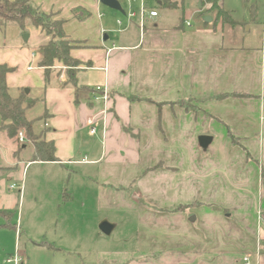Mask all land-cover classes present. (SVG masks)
I'll return each instance as SVG.
<instances>
[{"label":"crops","instance_id":"crops-1","mask_svg":"<svg viewBox=\"0 0 264 264\" xmlns=\"http://www.w3.org/2000/svg\"><path fill=\"white\" fill-rule=\"evenodd\" d=\"M33 1L86 43L71 51L82 62L78 85L110 92L103 115L92 91L65 84L61 63L47 76L41 54L20 45L22 30L15 32L18 51L7 47L0 27V63L13 68L10 90L25 88L37 99L43 117L34 131L55 144L58 160L37 161L58 169L48 186L53 202L84 204L92 195L100 208L136 214L134 248L97 257L114 264H264V39L250 43L238 20L220 22L206 0H149L158 16L143 29L137 18L127 20L123 30L113 28L100 0ZM193 1L199 9L186 16ZM27 29L28 39L38 38L35 50L48 43L42 29ZM203 135L211 137L207 146ZM20 144L29 143L0 127V210L21 202L22 189L7 184L21 182L33 162ZM181 205L188 206L176 210Z\"/></svg>","mask_w":264,"mask_h":264},{"label":"rangeland","instance_id":"rangeland-1","mask_svg":"<svg viewBox=\"0 0 264 264\" xmlns=\"http://www.w3.org/2000/svg\"><path fill=\"white\" fill-rule=\"evenodd\" d=\"M225 5L233 11V15L229 13L230 17L239 21L238 28L250 43L264 39V0H225ZM102 8L107 16L111 13L112 16L109 17H112L113 28L117 27L118 20L123 21L124 25L127 23V18L122 12L104 4ZM185 8L188 16L192 9H199V4L193 1L191 6ZM209 12L215 13L217 18L216 8L210 9ZM2 28L1 34L8 38L7 47L16 49L15 40L18 37L15 32L21 29L20 26L8 24ZM27 28L25 31L21 29L23 33L22 36L19 35L20 45L30 50V53H36L38 57L41 52L39 48L34 49L38 40L36 35L33 34L31 39L27 40L23 38L24 34H30ZM129 28L134 29L133 26ZM17 50L20 51V46ZM35 63L37 64V60L34 65ZM57 70L68 77L69 68L66 66L62 65ZM38 105L39 102L35 101L33 108L28 111L34 126L43 117L37 116L40 108ZM20 131H23L26 137L25 129L21 128ZM27 142L29 141L26 137L25 143ZM19 149L25 160L32 158L31 143L25 148L20 144ZM57 172L58 169L54 170L50 165L33 161L25 170L21 182L7 179L10 186L14 183L18 185L14 189L15 192L19 194L21 189L22 192L19 206L11 211L13 216L10 222L16 227L0 226V264H8L6 259L16 250L23 257V264H100L102 261L107 264L116 263L108 257L99 259L97 253L102 251L113 255L134 248L136 214L129 210L100 208L96 200L92 199V195L84 204L77 200L67 205H62L60 201L53 202L52 191L48 186ZM5 221V218L0 217V224ZM103 224L111 226L108 233L101 230Z\"/></svg>","mask_w":264,"mask_h":264},{"label":"trees","instance_id":"trees-1","mask_svg":"<svg viewBox=\"0 0 264 264\" xmlns=\"http://www.w3.org/2000/svg\"><path fill=\"white\" fill-rule=\"evenodd\" d=\"M206 2L210 4L209 10L217 9L216 19L221 18L223 22L231 23L229 12L221 5L222 0H206ZM8 24H17L23 31L32 25L42 29L49 36L48 43L40 47L41 59L39 61V66L44 67L47 76L51 68L59 62L69 68L65 84H72L77 91L93 90L86 86L80 87L77 83L76 69L82 62L73 57L71 51L74 48L85 46L86 43L74 40L66 33L63 19L56 18L52 13L44 12L33 0H0V27ZM12 69L7 64L0 63V127L6 130L11 137H18L19 130L25 129L28 143H31L34 148L32 161H56L58 159L54 142L36 133L33 121L28 117V110L33 108L37 99L29 94L28 89L21 88L16 95L10 90L7 75ZM224 97L226 95L218 96V98ZM180 103L188 109L192 107L190 101H180ZM232 141L236 143L237 139L232 136ZM262 173L264 176V168ZM130 193L136 200L148 205L137 190L130 188ZM187 206L181 205L176 210H183ZM12 216L11 211L0 210V217L6 220L0 226L16 227L10 222Z\"/></svg>","mask_w":264,"mask_h":264},{"label":"built area","instance_id":"built-area-1","mask_svg":"<svg viewBox=\"0 0 264 264\" xmlns=\"http://www.w3.org/2000/svg\"><path fill=\"white\" fill-rule=\"evenodd\" d=\"M149 0H119L123 10L124 15L126 16L128 22H132L135 18L138 20V24L141 29H143L145 22L147 18H154L158 16V10L152 8L148 4ZM136 2H139V8L136 10L134 8V4ZM125 4V5H124ZM117 24L119 26V30H123L126 28L127 25H124V22L121 20L117 21ZM187 25H190L189 22H187ZM263 25H264V18H263ZM93 93V99L94 101L100 102L103 104V115L107 114L108 111V102L110 100V92L107 86H96L92 90ZM88 124L90 126V133L96 134L97 128L94 125V120L89 119ZM26 140V137L23 133V131H20L18 133V141L20 143H24ZM86 160V158H85ZM18 185L15 183L11 185V188H16ZM247 261V258H245ZM6 262L8 264H23V257L20 255V253L16 250L14 254H11L7 259Z\"/></svg>","mask_w":264,"mask_h":264},{"label":"water","instance_id":"water-1","mask_svg":"<svg viewBox=\"0 0 264 264\" xmlns=\"http://www.w3.org/2000/svg\"><path fill=\"white\" fill-rule=\"evenodd\" d=\"M100 2H101L102 4H104V5L109 6L110 8L116 9V10H118V11L124 13V10H123V8H122V6H121L119 0H100ZM205 20L208 21V22H210V21L212 20V18L209 17V16H207V17L205 18ZM28 37H29V34H24V35H23V38H24L25 40H27ZM200 141H201L202 146H207V145L210 143V141H211V137H210V136H207V135H203V136H201ZM110 229H111V226L108 225V224H103V225L101 226V230H102L103 232L108 233V232L110 231Z\"/></svg>","mask_w":264,"mask_h":264}]
</instances>
